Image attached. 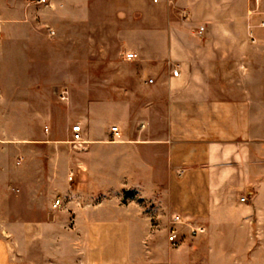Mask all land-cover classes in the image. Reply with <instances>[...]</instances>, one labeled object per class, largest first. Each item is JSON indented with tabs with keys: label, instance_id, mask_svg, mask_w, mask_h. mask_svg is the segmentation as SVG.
I'll list each match as a JSON object with an SVG mask.
<instances>
[{
	"label": "crops",
	"instance_id": "1",
	"mask_svg": "<svg viewBox=\"0 0 264 264\" xmlns=\"http://www.w3.org/2000/svg\"><path fill=\"white\" fill-rule=\"evenodd\" d=\"M53 2L54 8L65 4L78 13L70 0ZM147 5L158 6L153 12L164 35L148 40L160 55L141 59L138 75L121 73L130 86L116 94L138 101H116L115 108L131 113L132 123L118 118L110 126L117 134L109 141L106 106L87 108L75 124L85 150L65 156L71 167L59 191L66 201L57 196L62 209L52 213V201L47 216L17 222L18 231L0 226V264H264V0H148ZM33 6L28 0H0V127H8L1 117L7 110L5 80L16 87L23 109L28 92L42 93L35 70L41 58L26 57ZM152 28L148 24V31ZM128 53L139 59L136 51ZM28 64L35 65L33 75L27 74ZM64 89L52 92L58 96ZM21 142L0 138L1 191L10 187L14 164L22 162L19 154L8 155L11 145ZM108 144L120 151L123 170L115 174L130 167L138 175L142 165L162 183L149 189L138 181L114 187L70 184L77 173L113 174L102 163ZM144 190L155 204L147 219L134 201L124 204L122 196L102 194ZM174 215L180 217L176 248L167 241ZM152 220L164 226L165 236L152 239L147 228ZM197 227L204 233H191Z\"/></svg>",
	"mask_w": 264,
	"mask_h": 264
},
{
	"label": "rangeland",
	"instance_id": "2",
	"mask_svg": "<svg viewBox=\"0 0 264 264\" xmlns=\"http://www.w3.org/2000/svg\"><path fill=\"white\" fill-rule=\"evenodd\" d=\"M51 1L47 5L33 6L34 9L28 10L26 21L31 26L26 57L28 60L41 58L42 61L36 69L34 64H28L27 74L33 75L35 70L39 72L37 86L42 93L36 96L30 94L32 91L28 92L23 109L20 107L22 103L18 104L16 87H8L12 81H4L7 87L2 107L7 110L1 113V117L8 127H0V138L6 144L15 143L18 139L23 141L15 148L11 145L13 150L9 157L14 155L16 158L19 154L22 162L19 165L15 163L14 170L7 177L10 187L0 190V218L4 220L0 226L10 231H18L19 221H34L47 216L49 206L57 196L66 199L59 192L63 187L62 178L71 167V161L65 156L72 158L78 154L70 143V128L84 119L90 105L106 106L105 134L109 141L113 139L109 128L118 118L132 123L131 113L126 115L117 111L115 102L136 104L138 100L129 94H116V89L130 86L121 78L125 76L123 74L138 75L136 65L141 59L160 55L161 49L150 46L148 40H160L164 35L159 30V17L153 12L158 6L148 7V0H70L77 8L75 15L65 4L54 8ZM148 24L153 27L152 31H148ZM129 51H136L139 59L125 62L123 57ZM54 88H67V99L60 100L53 94ZM8 100L9 104L6 103ZM104 147L102 152L106 161L102 162L103 168L113 174L85 177L77 173L70 184L85 187L89 181L92 185L114 187L138 181L149 189L162 183L161 176L153 175L142 165H139L138 175L131 174L130 167L126 168L125 174H115L123 170L118 157L120 151L110 144ZM141 154L143 157L147 155L146 152ZM102 194L106 198L122 196L124 204L134 201L146 219L155 208L145 190ZM155 198L158 199V195ZM62 206L61 202V208H51V212L59 211ZM147 228L152 239L165 236L164 226L157 221H150Z\"/></svg>",
	"mask_w": 264,
	"mask_h": 264
},
{
	"label": "built area",
	"instance_id": "3",
	"mask_svg": "<svg viewBox=\"0 0 264 264\" xmlns=\"http://www.w3.org/2000/svg\"><path fill=\"white\" fill-rule=\"evenodd\" d=\"M154 2H157V0H153ZM50 2V0H28V3L36 5V6H41V5H47ZM202 29H200L198 34H201ZM138 56L135 53H127L125 54V59L127 61H135L137 60ZM172 77H177L178 76V71L177 70H173L171 72ZM149 84L152 83V80H148L147 81ZM68 96V91L66 89L62 90L59 95L58 98L60 100H66ZM110 133L112 136L117 134V128L116 127H112L110 128ZM70 143L73 147L74 150L78 151V152H82L85 150V142L83 140V133H82V129L80 125H73L71 126L70 129ZM72 174L68 177L69 180H71ZM242 201H245V199H241ZM52 210L61 208V200L56 199L52 206H51ZM180 223V217L178 215H175L173 217V219L170 221V226L168 229V236H167V241L170 244V246L172 248H176L177 247V241H176V225ZM205 229L202 227H197V228H193L191 229V233L194 234H202L204 233Z\"/></svg>",
	"mask_w": 264,
	"mask_h": 264
}]
</instances>
